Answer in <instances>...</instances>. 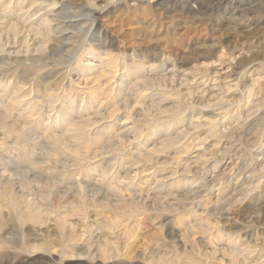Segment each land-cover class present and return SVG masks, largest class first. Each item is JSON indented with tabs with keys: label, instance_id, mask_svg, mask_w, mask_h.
Here are the masks:
<instances>
[{
	"label": "rangeland",
	"instance_id": "1",
	"mask_svg": "<svg viewBox=\"0 0 264 264\" xmlns=\"http://www.w3.org/2000/svg\"><path fill=\"white\" fill-rule=\"evenodd\" d=\"M0 15V264H264V0Z\"/></svg>",
	"mask_w": 264,
	"mask_h": 264
},
{
	"label": "bare ground",
	"instance_id": "2",
	"mask_svg": "<svg viewBox=\"0 0 264 264\" xmlns=\"http://www.w3.org/2000/svg\"><path fill=\"white\" fill-rule=\"evenodd\" d=\"M33 2V1H32ZM36 2V1H35ZM35 2L34 3H32L33 5L35 4ZM54 4V3H53ZM93 5V4H92ZM91 6V5H90ZM93 6H95V5H93ZM55 7V6H54ZM98 7V6H97ZM23 9H24V7H20L19 8V10H20V12H23ZM30 9V8H29ZM6 13V12H5ZM4 13V14H5ZM54 12L53 11H50L49 12V14H53ZM48 14V13H47ZM4 16H6V15H4ZM18 19H20V17L18 16L17 17ZM52 18H54L53 17V15H52V17L50 16V15H43V16H41V18H40V20L38 21V22H36V23H34L32 26H30V31L28 32V34H29V36L31 37V35H32V33H36V34H40L41 35V37L43 38V40L45 41V40H52L53 39V37H54V32L56 31V29L55 30H53V25H51L52 24V22L54 23V22H56V20L57 19H55L56 18V16H55V18L54 19H52ZM1 19H4L5 20V17H3V15H0V20ZM28 19V18H27ZM33 19H35L36 20V17L35 18H33ZM146 19V18H145ZM24 20V19H23ZM30 20V19H29ZM19 21V20H18ZM32 21V20H31ZM149 21V20H148ZM22 23V22H21ZM149 23V22H148ZM19 26V24L17 23V22H14L13 24H12V29H16L17 27ZM107 26V25H106ZM138 26V25H137ZM112 27V26H111ZM140 27H141V25H140ZM139 27V28H140ZM180 27V26H179ZM188 26H185V27H182L181 26V28H179V30H180V33H179V35L180 36H182V34H184V35H187L188 34V32H189V30H188V28H187ZM138 28V27H137ZM140 31V30H139ZM199 31V30H198ZM133 32H135V31H133ZM196 32V31H195ZM137 33V32H136ZM135 33V34H136ZM140 34V33H139ZM134 35V34H133ZM137 35V34H136ZM141 35V34H140ZM192 35H194V34H192ZM29 36H27L26 37V40H31L32 38H30ZM192 37V36H191ZM140 38V37H139ZM138 38V39H139ZM143 38V37H142ZM142 38H140L139 40H146L145 39V37H144V39H142ZM43 43H45L46 45L44 46V51L46 52V53H48V51H49V41H46V42H43ZM49 43V44H48Z\"/></svg>",
	"mask_w": 264,
	"mask_h": 264
}]
</instances>
